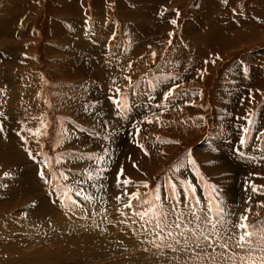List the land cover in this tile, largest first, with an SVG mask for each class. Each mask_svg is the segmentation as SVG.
Segmentation results:
<instances>
[{
  "label": "rangeland",
  "instance_id": "rangeland-1",
  "mask_svg": "<svg viewBox=\"0 0 264 264\" xmlns=\"http://www.w3.org/2000/svg\"><path fill=\"white\" fill-rule=\"evenodd\" d=\"M190 263L264 264V0H0V264Z\"/></svg>",
  "mask_w": 264,
  "mask_h": 264
},
{
  "label": "bare ground",
  "instance_id": "bare-ground-1",
  "mask_svg": "<svg viewBox=\"0 0 264 264\" xmlns=\"http://www.w3.org/2000/svg\"><path fill=\"white\" fill-rule=\"evenodd\" d=\"M215 28V27H214ZM96 210V209H95ZM90 214H92V213H90ZM68 217V216H67ZM70 218H72V217H70ZM95 219V222L93 221L92 222V219H90V217H89V220H88V223H89V225L91 226V228H95L96 229V231L97 232H100V231H98V229H97V227L99 226V225H103V224H105L104 223V220L105 219H103L104 217H98L97 215H96V217H94ZM65 219V218H64ZM73 219L74 218H72V223H75V221H76V219H75V221H73ZM55 221V220H54ZM64 221V220H63ZM81 223H83V222H81ZM108 223V222H107ZM117 223V222H116ZM238 223H240V222H238ZM55 224V223H54ZM86 225V224H85ZM233 225V224H232ZM72 226V225H71ZM58 227V224L57 225H54V227L53 228H57ZM102 227V226H101ZM105 228H108V227H106V226H104ZM235 227V226H234ZM67 228H63V232H64V230H66ZM84 229V228H83ZM94 229V230H95ZM233 229V228H232ZM77 230H79V229H77ZM100 230V229H99ZM108 230V229H107ZM102 231H104V230H102ZM80 232V231H79ZM108 232H109V230H108ZM54 233H57V232H54ZM60 233V232H59ZM101 233V232H100ZM103 233H105V232H103ZM106 233H107V231H106ZM234 234V233H233ZM252 234V233H251ZM259 238H261V237H259ZM243 240H244V238H243ZM254 240V239H253ZM233 241V240H232ZM244 241H246V240H244ZM261 241V240H260ZM243 243H245V242H243ZM188 245V244H187ZM207 261V260H206ZM120 263V262H119ZM171 263V262H170ZM180 263V262H179ZM191 264V263H190Z\"/></svg>",
  "mask_w": 264,
  "mask_h": 264
},
{
  "label": "snow or ice",
  "instance_id": "snow-or-ice-1",
  "mask_svg": "<svg viewBox=\"0 0 264 264\" xmlns=\"http://www.w3.org/2000/svg\"><path fill=\"white\" fill-rule=\"evenodd\" d=\"M225 2H226V0H225ZM171 23L175 24L176 21L173 20V21H171ZM170 35H171V33H170ZM41 175H43V174L41 173ZM145 187H147V185H145ZM253 190H255V189H253ZM79 194H80V193H77V195H79ZM128 195L130 196V198H133V197L138 198V195H137V194H128ZM118 199H119V198H118ZM125 206L130 208V207H132V204L129 202V203L126 204ZM240 227L246 229V228H247V225H246V224H241ZM246 235H247V233H246ZM241 239H243V237H241Z\"/></svg>",
  "mask_w": 264,
  "mask_h": 264
}]
</instances>
